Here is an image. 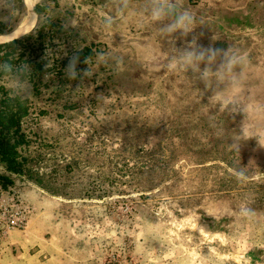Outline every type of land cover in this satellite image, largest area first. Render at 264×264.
I'll list each match as a JSON object with an SVG mask.
<instances>
[{"label":"rangeland","instance_id":"rangeland-1","mask_svg":"<svg viewBox=\"0 0 264 264\" xmlns=\"http://www.w3.org/2000/svg\"><path fill=\"white\" fill-rule=\"evenodd\" d=\"M175 2L196 18L187 37L163 34L150 0H34L46 8L37 24L58 20L94 50L74 79L67 66L39 95L20 86L33 99L22 128L40 157L17 175L0 165L29 207L26 226L0 238V264H264V126L260 145L231 150L243 114L219 111L210 92L200 99L198 73L167 68L193 35L247 51L249 96L264 101V0ZM22 12L0 0L3 25Z\"/></svg>","mask_w":264,"mask_h":264},{"label":"trees","instance_id":"trees-1","mask_svg":"<svg viewBox=\"0 0 264 264\" xmlns=\"http://www.w3.org/2000/svg\"><path fill=\"white\" fill-rule=\"evenodd\" d=\"M18 1L24 6L23 0ZM33 7L39 16L46 9L37 3ZM12 28L0 23V33ZM79 44L75 33L50 17L21 38L0 44V165L10 174L31 172L30 165L40 157V154H31L32 142L22 128L23 121L32 113L33 99L24 95L20 86L27 84L35 96L47 88L51 80L67 77L66 67L73 57H78V62L93 54V44L80 47ZM62 45H71L64 58L58 56ZM7 81H14L16 85H6ZM10 174H0V181L4 186L17 188Z\"/></svg>","mask_w":264,"mask_h":264},{"label":"clouds","instance_id":"clouds-1","mask_svg":"<svg viewBox=\"0 0 264 264\" xmlns=\"http://www.w3.org/2000/svg\"><path fill=\"white\" fill-rule=\"evenodd\" d=\"M38 2V0H35ZM152 5L150 17L153 22L167 21L162 28V33L171 35L179 32L181 37H187L197 26L195 16L175 0H150ZM202 35V33H201ZM186 46L178 49L177 53L168 58L167 68L170 72L198 73V79L204 84V90H199L200 99L205 92H210L208 101L219 111L228 115L243 114L240 132L230 145L231 150L239 152L241 140L255 137V127L264 126V101L254 100L249 96L248 86L252 62L247 51L213 47L211 44L204 46L198 43V37L193 35L191 40L185 42ZM102 55V54H101ZM78 57H73L68 65L69 78H75V63ZM122 59L118 60L122 64ZM203 66V67H202ZM91 75V72H86ZM248 135L243 129L246 122L252 123ZM258 144L259 140L257 139ZM264 147V145H260ZM244 219L255 216V210L248 206L240 209ZM243 264V261L241 262Z\"/></svg>","mask_w":264,"mask_h":264},{"label":"built area","instance_id":"built-area-1","mask_svg":"<svg viewBox=\"0 0 264 264\" xmlns=\"http://www.w3.org/2000/svg\"><path fill=\"white\" fill-rule=\"evenodd\" d=\"M28 215L29 207L18 189L0 181V238L12 229L24 228Z\"/></svg>","mask_w":264,"mask_h":264},{"label":"bare ground","instance_id":"bare-ground-1","mask_svg":"<svg viewBox=\"0 0 264 264\" xmlns=\"http://www.w3.org/2000/svg\"><path fill=\"white\" fill-rule=\"evenodd\" d=\"M34 0H25V12L10 33L0 35V42L11 40L29 32L36 24L37 14L33 9Z\"/></svg>","mask_w":264,"mask_h":264},{"label":"crops","instance_id":"crops-1","mask_svg":"<svg viewBox=\"0 0 264 264\" xmlns=\"http://www.w3.org/2000/svg\"><path fill=\"white\" fill-rule=\"evenodd\" d=\"M33 6H34V5H33ZM33 8H34V7H33ZM36 25H37V20H36V24H35V26H36ZM15 26H16V25H14L13 28H12L11 30H9V31H5V32H3V33H0V35H2V34H6V33H10V32L14 29ZM35 26H34V27H35ZM34 27H33V28H34ZM33 28H32V29H33ZM32 29H31V30H32ZM31 30H30V31H31ZM30 31H29V32H30ZM29 32H27V33H29ZM27 33H25V34H23V35H21V36H19V37H16V38H12L11 40H8V41H5V42H0V44L8 43V42H10V41H12V40L19 39V38H21L22 36L26 35ZM8 82H12V84H9V86L16 85V82H14V81H7V82H6V85H7Z\"/></svg>","mask_w":264,"mask_h":264},{"label":"water","instance_id":"water-1","mask_svg":"<svg viewBox=\"0 0 264 264\" xmlns=\"http://www.w3.org/2000/svg\"><path fill=\"white\" fill-rule=\"evenodd\" d=\"M24 1V3H25V0H23Z\"/></svg>","mask_w":264,"mask_h":264}]
</instances>
